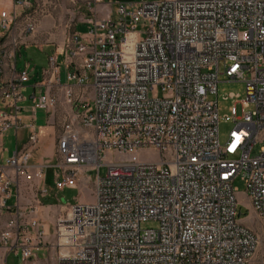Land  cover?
Listing matches in <instances>:
<instances>
[{"label": "built area", "instance_id": "1", "mask_svg": "<svg viewBox=\"0 0 264 264\" xmlns=\"http://www.w3.org/2000/svg\"><path fill=\"white\" fill-rule=\"evenodd\" d=\"M55 1L13 0L11 10L0 12V136L21 126V102L34 111L56 104L47 92L25 97L32 70L15 64L22 37L36 31L38 16L49 15ZM69 1L93 17L83 33L66 34L61 64L51 54L42 73L58 81L62 66L65 81L83 90L75 100L64 90L72 107L56 138L53 166L29 165L39 143L34 124L26 142L3 160L0 212L11 210L14 177L42 182L53 168V188L62 191L76 188L77 173L88 167L96 173L93 201L68 205L54 222L58 264H264V0H138L117 3L114 17L109 11L98 16L104 0ZM16 7L27 14L20 27ZM220 76L245 88L241 114L230 109L234 128L224 144ZM86 85L89 101L82 99ZM237 178L246 203L237 198ZM242 207L244 217H255L257 231L239 221ZM36 212L34 206L28 211ZM145 221L156 227L142 229ZM40 227L37 218L26 225L9 221L0 245L11 248L15 237L21 260H29L35 241L46 235Z\"/></svg>", "mask_w": 264, "mask_h": 264}, {"label": "crops", "instance_id": "2", "mask_svg": "<svg viewBox=\"0 0 264 264\" xmlns=\"http://www.w3.org/2000/svg\"><path fill=\"white\" fill-rule=\"evenodd\" d=\"M12 1L13 0H0V12L6 11V8L9 10L12 9ZM35 4H40L44 6L47 4L48 0H31ZM51 1V0H50ZM107 8V4H99L97 6V12L99 17L105 16V10ZM7 12V11H6ZM16 14H17V21L18 27L24 24L26 20V13L24 12L23 8L16 7ZM63 23V22H62ZM40 27L32 35H25L22 37L23 45L20 48L19 54L16 56L15 64L16 69L18 71L24 68L25 63H29V67L32 70L30 73V78L28 82L24 85L22 89V93L25 97L30 96L31 94L38 95L43 92H47L51 96L56 98V104L53 108L49 109L48 111H41V110H33L30 106L28 100H25L20 103L24 107V112L21 117L20 123L21 126L17 129H9L4 132L0 136V142L3 148V151L0 152V166L3 165V160L10 156L15 148H20L25 142L27 135L29 134L30 128L28 127L29 124H34L36 130H38L39 134V143L37 149L33 152L31 159L29 161V165L34 167L38 164L37 158L44 159L47 156H50V149L44 147L45 142L52 138L54 140L53 151L56 144V135L53 128L52 123L54 122L55 118L61 115L62 111H65L62 117H66L69 112L71 111V105L67 103L66 98L64 96V90L69 88L72 92V100H75L83 90L82 87L74 82H66L64 78V68L59 66V76L57 81V76L52 78L49 75H44L42 72L44 69L48 67V62L46 67H42L40 70H37L34 65H31L30 62L27 61L25 55H23L24 51L28 47H33L38 50H44L47 48L46 57L51 54L57 55L58 63L61 64V53L63 49V42L66 36V28L57 29L56 32L52 31L53 28L58 26L59 22L57 19L49 18V16L41 17L40 20ZM62 25V24H61ZM64 26V25H63ZM77 26V25H76ZM76 26L73 28L75 29ZM52 31V33H49ZM15 33H17L15 31ZM21 59L22 68L17 67V60ZM5 75V74H4ZM56 79V80H55ZM92 97V90L90 85H86L84 87V93L82 94V99L85 101H89ZM41 113L43 124L36 126V114ZM64 120V119H63ZM23 132L25 135L23 138L20 137V133ZM7 136H10L13 140V150L9 152L5 148V141ZM7 153L5 156L4 154ZM4 155V156H3ZM34 157V159H33ZM39 160V159H38ZM9 175L12 176V171H8ZM14 177V176H13ZM42 187L41 182L39 181H27L22 177H14V183L11 187V197L7 201L8 205L11 206V210L7 213L0 212V230L6 229V224L9 221H14L15 223L24 224L28 223V220L31 218H37L39 221L42 229L45 232V236L42 239L36 240L38 242H45L50 244L53 238V229H54V222L56 218L60 215L61 211L52 212L47 204H42L41 200L43 198H47V194L45 196H41L39 193L40 188ZM48 193V191H47ZM36 207L37 212L36 214L28 213L31 207ZM28 231L34 235L36 229L34 228H27ZM16 238L14 237L11 240L12 247H6L0 245V264H2L4 258L8 254L9 251H14L15 253H19L16 246ZM37 248H34V250ZM38 250V249H37Z\"/></svg>", "mask_w": 264, "mask_h": 264}, {"label": "rangeland", "instance_id": "3", "mask_svg": "<svg viewBox=\"0 0 264 264\" xmlns=\"http://www.w3.org/2000/svg\"><path fill=\"white\" fill-rule=\"evenodd\" d=\"M138 0H104V3L107 4V8L105 12H110L111 15L114 17L115 15V7L117 3H124V2H137ZM148 2H155L160 0H146ZM6 11H9V8H6ZM49 18L57 19L59 22L58 26L52 29V31H55L57 29H63V27L66 28V34L71 32L73 28L76 26V30L80 33H83L85 31V26L83 25L86 20L93 17V14L91 11H89L83 4H72L69 0H56L55 6L52 8H49ZM37 21V28L40 27V20L41 17L38 16ZM63 22V23H62ZM62 24V25H61ZM64 25V26H63ZM37 30V29H36ZM52 31H49V33H52ZM47 48H44V50L40 51L33 47H28L23 55L27 58V61L30 62L31 65H34L37 70H40L42 67H46L47 65V57H46V50ZM17 67L20 69L22 68V62L21 59L17 60ZM236 94L238 97L236 98H229V94ZM245 98V88L244 83L242 82H224V78L222 76L219 77V83L217 84V110H218V138L219 143L224 144L227 140V135L230 130L234 128V123L232 122L230 118V109L232 107H235L236 109V115L239 116L241 114V107L239 105L240 100H243ZM209 99L215 100L214 96H209ZM65 111L61 112V115L55 118L54 122L52 123L55 135L57 138L58 133L60 132L63 119L62 115H64ZM43 119L41 113L36 114V122L35 125L39 126L42 125ZM20 137L23 138L25 135L23 132H21ZM56 141V140H55ZM53 145L54 140L52 138H49L45 144L44 147H47L50 149V156H47L44 159L37 158L38 164H47L53 166L55 164V147L53 151ZM56 145V144H55ZM13 140L10 136H7L5 141V148L12 152L13 150ZM257 151V148L255 149ZM107 156L109 155L106 153ZM5 156L7 153L4 154ZM3 155V156H4ZM150 155V156H147ZM141 158H148L155 159V155H151L149 153L140 154ZM109 158L116 159L120 156L116 155H110ZM34 159V157H33ZM39 159V160H38ZM106 171L105 166L99 167V176L103 177ZM56 173L53 168L49 170L48 173V184L45 186V179L41 182L42 186H44L48 193L47 198L49 203L46 206H49L51 208L52 212L61 211L63 212L65 208H67L68 205H74L79 203H91L94 199V181L96 173L94 170L84 167L79 170V172L76 175V184L77 187L73 189H64L62 191H55L53 188V183L56 178ZM45 178V177H44ZM234 188L236 189V195L238 200L241 203H246V198L244 196V183L237 178L234 181L233 184ZM246 210L245 207H242V215L239 217V221L241 223H248L249 227H251L254 231H257V222L255 221V217L252 216L250 218L244 217V211ZM156 223L154 221H145L141 224V228H155ZM54 245V239L52 238V241L50 244L38 242L35 241L34 247L37 248L34 250V256L26 261H22L20 258L19 253H15L13 250L9 251L6 257L4 258L2 264H58V250L53 246ZM19 251V250H18Z\"/></svg>", "mask_w": 264, "mask_h": 264}, {"label": "trees", "instance_id": "4", "mask_svg": "<svg viewBox=\"0 0 264 264\" xmlns=\"http://www.w3.org/2000/svg\"><path fill=\"white\" fill-rule=\"evenodd\" d=\"M49 170L50 169H48V170H46V172H45V186L48 184V173H49ZM41 203L42 204H48L49 203V201H48V198H43L42 200H41Z\"/></svg>", "mask_w": 264, "mask_h": 264}, {"label": "water", "instance_id": "5", "mask_svg": "<svg viewBox=\"0 0 264 264\" xmlns=\"http://www.w3.org/2000/svg\"><path fill=\"white\" fill-rule=\"evenodd\" d=\"M240 215V213L238 214V216Z\"/></svg>", "mask_w": 264, "mask_h": 264}, {"label": "bare ground", "instance_id": "6", "mask_svg": "<svg viewBox=\"0 0 264 264\" xmlns=\"http://www.w3.org/2000/svg\"><path fill=\"white\" fill-rule=\"evenodd\" d=\"M90 146H92V145H90Z\"/></svg>", "mask_w": 264, "mask_h": 264}]
</instances>
